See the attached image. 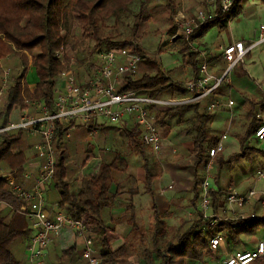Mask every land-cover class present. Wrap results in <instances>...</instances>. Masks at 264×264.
I'll return each instance as SVG.
<instances>
[{"label":"trees","instance_id":"1","mask_svg":"<svg viewBox=\"0 0 264 264\" xmlns=\"http://www.w3.org/2000/svg\"><path fill=\"white\" fill-rule=\"evenodd\" d=\"M143 1L138 0L137 10L133 13L129 7L130 0H0V63L11 58L8 84L0 107V122H5V117L12 106L20 105L25 98L41 101L52 110L55 79L64 66L62 62L69 57L66 51L81 47V44H85L84 42L89 39L94 41L89 52L127 48L139 53L140 63L144 64L145 69L135 79L127 80L122 89H132L137 93L162 97L166 90L177 86L158 68L157 63L134 43V31L146 19V15H143ZM163 1L169 7L174 5V0ZM242 1L245 0H232L231 6L226 11L216 8L214 19L200 24L187 41L181 40V48L178 52L183 53L182 61L187 63L193 77L198 74V57L196 52L187 51L191 40L201 38L212 27H217L218 30L225 29L228 21L240 12ZM256 1L264 2V0ZM121 14H130L133 18L129 35L125 37L102 35L104 20L109 17L116 19ZM75 27L80 30L78 35L74 31ZM29 65L33 68L36 77L31 89L24 79ZM244 102L245 124L238 139L241 154L244 151H252L253 148L246 144L258 125L253 112L258 101L245 98ZM185 112L191 113L186 118L188 125L184 128V133L189 135L191 140V147L187 153L193 158L194 167H201L206 159L207 149L216 140L209 127L211 113L199 111V104L183 103L155 111L154 124L159 129L166 130L167 120L175 115L181 117ZM54 123L52 147L56 161L52 181L59 196L57 204L72 218H79L82 215L98 217L103 208L109 206L114 198L109 186L115 175L123 174L126 166L124 158L115 155L109 162L98 165L93 173L79 178L74 177L72 170L82 167L92 156L91 147H84L80 161L73 163L68 153L70 140L65 136V123L57 121ZM126 124L128 125L123 131L126 139L135 148L136 153L141 154L143 143L139 139L138 129L135 123ZM24 134L21 130L0 134V201L11 208L8 218H5L0 210V264H20V261L14 257L11 246L14 242L26 239L30 233L28 220L18 211L19 206L25 202L9 192L2 177V171L15 170V180L22 186L21 164L26 159L25 154L29 147ZM145 171V185L148 189L152 176L146 168ZM129 179L130 176L125 177V180ZM118 184L117 190L121 187L120 183ZM217 193L210 191L212 211L219 207ZM131 208L130 204L125 207L127 211ZM223 225L226 228V236L235 239L237 233L250 234L263 227L264 220L257 217L235 218L224 221ZM132 228L133 231L140 233L135 224H132ZM94 231L96 232L92 241L93 247L101 264H120L125 248L121 246L111 250L104 237V231L98 230L97 227ZM166 232L165 224L157 212L153 211L151 249L143 246L141 251L143 264H155L153 254L159 258V264H205V258L210 255L207 247L208 238L212 235L205 221L198 226H188L173 235L166 244L165 251L160 252V240ZM79 258L80 251L74 246L67 247L58 252L51 264H76ZM263 258L249 264H263Z\"/></svg>","mask_w":264,"mask_h":264},{"label":"built area","instance_id":"2","mask_svg":"<svg viewBox=\"0 0 264 264\" xmlns=\"http://www.w3.org/2000/svg\"><path fill=\"white\" fill-rule=\"evenodd\" d=\"M208 10L197 9L191 16L179 14L176 21L175 36L187 41L194 29L205 21L214 19L216 8L226 11L232 0H205ZM260 43H264V21L259 24L257 35L251 43L242 41L229 43L222 47L221 57L225 67L219 77L212 76L207 69L208 61L204 50L191 47L197 53L198 74L185 81L181 86L190 94L186 98L153 97L149 93H137L132 89H122L127 80H133L140 55L127 48H110L96 51L94 59L96 67L90 78L77 80L73 67L76 60L71 56L58 74L55 82V91L52 98V110L38 100H25L24 108H19L16 116L12 118L11 109L5 117V122H0V134L23 131L38 137L33 144V155L21 164V175L31 179L28 189L19 185L16 180V171L9 170L2 174L9 192L22 199L25 204L19 206L18 211L28 220L30 233L24 246L26 264H46L45 251L48 244L57 238L63 230L81 237L82 248L80 257L84 264H101L99 256L93 247L94 228L97 227L93 217L82 215L72 218L62 211L57 203L48 209L43 198L47 185L52 182L56 155L52 142L55 130V121L65 123V136L76 127L82 126L86 133L94 135L99 125L117 124L119 122L135 123L139 139L149 152L158 156L160 151V132L154 124L155 111L164 110L170 106L183 103H193L211 95L227 79L228 75L240 67L242 58L249 50ZM87 62V61H86ZM0 95L6 87L8 70H3ZM121 88V89H120ZM231 100L213 101L208 110L217 107H229ZM11 114V115H10ZM10 115V116H9ZM258 125L253 132V137L264 144V107L259 105L254 111ZM225 135H220L206 151V159L202 164V176L199 182L198 205L202 221L206 222L207 229L212 232L208 238L209 252L214 253L220 241L226 235L223 217L215 212L207 213L209 208V181L211 180L214 157L222 150ZM28 166L35 167V173L26 171ZM264 173L256 172V177L263 178ZM261 196L260 204L264 207V194L257 195L254 189H249L244 194H239L233 187L228 188L224 202L228 206L242 207L252 197ZM6 207L0 201V208ZM253 212L240 213L235 218H252ZM264 256V239L257 241L254 249L228 253L220 264H249Z\"/></svg>","mask_w":264,"mask_h":264},{"label":"crops","instance_id":"3","mask_svg":"<svg viewBox=\"0 0 264 264\" xmlns=\"http://www.w3.org/2000/svg\"><path fill=\"white\" fill-rule=\"evenodd\" d=\"M183 1L181 0V4H183ZM248 3L249 0H245L242 4L248 8ZM242 4L240 3V6H243ZM262 16L264 18V13ZM235 18L236 17H232L227 24L230 26L232 20ZM261 23L262 22L259 24ZM208 31H206L201 38L191 40L190 45L194 49L204 50L208 61V72L215 78L221 75L225 67V62L221 57L222 47L236 41H242L244 44L251 43L257 35V30H254L248 36L249 38L247 40H240L237 39L235 33L231 34L229 30V34L225 36L226 39H221L217 44L216 49L209 50L213 42L206 40ZM260 47L264 48V43L253 46L247 55L251 50ZM181 67L182 66L180 65L173 70L162 68V70L172 72V80L178 82H176L177 86H173V89L180 91V93L174 91V96L169 94L162 97L186 98L190 96V94L186 92L180 84L184 83L182 81L183 78L189 77V79H191L193 78V75L191 71H187L188 68L185 66H183V68L186 71L183 72V74L177 73ZM240 70L242 69H237L233 73L238 74ZM231 74L228 75L227 79H223L221 85L211 95L204 97L197 102H193L199 104V111H206L212 114L209 127L216 139L222 134L225 135V139L222 142L223 148L214 157L213 168L211 171L212 177L209 181V199L211 200L210 191L218 192L216 197L219 207L215 211H212L209 203L207 213L215 212L219 215L226 216L228 220H232L234 218H230V216L233 213L240 214L253 212L255 217L260 220H264V207H262L260 204L261 196L252 197L246 201L241 208L232 205L228 206L224 202L228 188L232 187L239 194H244L249 189H254L257 192V195L264 194V176L263 178L256 177L257 171L264 173L261 171V168H257L258 166L264 165V144L260 141H257L252 136V138L246 144L247 146L253 148L252 151H244L243 154H241V148L238 141L242 132V127L245 124L246 107L244 100L247 98L253 101H258V103L254 106V112L259 105L262 106V104H264V87H262L260 91H256V88H259V84H257V78L251 74V71L248 73V77L251 78L249 83H251L250 86L254 87V89H252L250 86L249 88H247V86L245 88H240V86L246 85L244 79H240L238 81V78L232 76ZM237 83L241 85L239 86ZM231 85L236 87L237 90L234 88L231 89ZM27 86L31 89L34 84H27ZM182 92L183 96H179V94H182ZM225 99L232 101V104L229 107H217L214 110L207 109V106L211 102ZM13 109L18 111L19 107L17 105L12 106L11 113ZM219 109H224L228 116L223 125L217 126L220 128L215 129L213 125L215 123L216 125L219 124L218 114H216V111ZM126 123L132 122L122 121L117 124H109L111 127L105 126V123L99 125L97 129L100 136L102 133H104V131H106L104 129H112V127H115L113 130L116 132V138L119 139L116 140L115 138L113 150L110 148H99V165L101 163L109 162L115 157V155L124 158L125 154L127 153L129 158L127 160L125 158L123 159L126 164L123 174L115 175L114 179L110 183L109 190L114 193V198L111 204L103 208L98 217L93 218L97 223V229H102L104 231V237L106 238V242L111 250H115L121 246L125 248L123 252L124 256L120 264H143L141 254H139V252L143 250V248L141 250L140 248L145 244V239H149V243H151L153 211L157 212L160 219L165 224L167 231L173 232L174 235L179 231L184 230L185 224L186 227H188L192 225L198 226L200 223H202L201 213L198 205L199 182L202 176V166L195 168L193 162H190V157L186 158L184 154L179 156V152V157L177 156L178 159L176 157L171 160L169 159V156L165 150H163V154H160V157L145 160V155H148L147 147L143 145L141 148L142 153H136L134 150L135 148L128 142L123 132L126 125H128ZM168 125H170L169 120L167 121V127ZM164 131L166 134H164V137H162V130L161 128L159 129L161 137L160 141L163 143V148L175 146L178 149H182V151L184 149H190V139H188L189 141H185L183 143L181 135H173L171 131H168V128ZM85 134L86 130L82 126H76L68 132L67 137L70 141L72 139L76 140L78 138L82 140ZM116 141L119 143L118 147L120 146V150L117 148ZM99 143L103 144L102 142ZM142 156H144V160ZM145 168L147 169L149 175L152 176L148 185V189L145 185ZM24 170L29 171L31 174L35 173L34 166H28ZM93 172L82 174V176L91 174ZM126 176L131 177V179H129L130 181L125 180ZM20 177L23 179L22 186L24 185L23 187L28 189L32 183V178L25 179L22 177L21 173ZM118 183H120L121 187L117 190L116 185ZM45 191V207L48 209L53 203L58 202L59 196L54 188L53 181L47 185ZM129 204L132 206V208L127 211L125 207ZM0 210L4 213L5 218H8L10 210L6 207H2ZM192 214L194 216L193 219H189ZM132 224H135L139 228L140 233L133 231ZM147 227H150L149 235L146 232ZM261 239H264V226L250 234L237 233L235 239H229L225 235V237L218 244L215 252H210V255L216 257L219 253L221 255L220 259L222 260L228 253L254 249L257 241ZM142 240L143 242H141ZM223 241H226L224 245L222 243ZM19 242H21V254H19L17 247H13V255L20 261V264H26L24 257V245L27 240L24 239ZM72 246H74L77 251L81 252V237L72 234L68 230H63L57 238L53 239L48 244L45 251L46 264H51L52 260L56 257L61 249ZM79 259L84 264L81 257ZM154 261L155 264H159V258H155ZM262 263L264 264V258L262 259Z\"/></svg>","mask_w":264,"mask_h":264},{"label":"rangeland","instance_id":"4","mask_svg":"<svg viewBox=\"0 0 264 264\" xmlns=\"http://www.w3.org/2000/svg\"><path fill=\"white\" fill-rule=\"evenodd\" d=\"M183 1V0H182ZM144 7H143V15H146V19L143 23L139 25L134 31V36H135V42L138 47L143 51L145 55L148 57L152 58L157 64L158 68H160L161 71L165 73V76L169 78V80L172 83L177 84V81L172 80V72L162 70V68H165L167 70H173L174 68L179 67L180 65L182 66L179 68L177 73L183 74L186 70L183 68V66L187 67V71H191L187 63L183 60L181 61L182 54H180L178 49H180L181 41L177 36H175V27H176V21L177 17L179 14H183L185 16H191L197 9H204L208 10L210 5L207 6L205 0H184L183 4H181V0H174V5L172 7L167 6V4L163 0H144ZM244 3V1L241 2V4ZM137 4L138 0H130L129 7L132 9L133 13L136 12L137 10ZM249 7L246 8L243 4L241 6L240 12L234 16L236 17L235 19L232 20V23L227 24L225 29L218 30L217 27H212L208 31L206 35V40L213 42L212 45L210 46L209 50H214L216 49L217 44L220 42L221 39H226V35L229 34V30L232 33H235L237 36V39L240 40H247L249 35L251 34L252 31L257 30L259 23L263 22V16L262 14L264 13V2H258L256 0H249ZM133 23V18L130 14H121L118 18L114 17H109L104 20V28L102 30V35L104 36H111V37H125L129 35V29L131 28ZM75 33L76 35L79 34L80 30L76 29L75 27ZM215 38V39H213ZM174 39H176L174 41ZM85 44H81V47H76L74 50L66 51L68 53V59L73 56L76 60V66L73 67V71L76 74L77 80H82L86 78H90L91 74L93 75V72L96 67V61L94 59V54L97 50H93L92 52L90 51V48L93 46L94 41L89 39L87 42H84ZM191 45H188V50L187 51H192L190 48ZM192 47V46H191ZM181 58V59H180ZM67 59V60H68ZM67 60H64V63L67 62ZM87 61V62H86ZM141 61V60H140ZM11 63V58H7L4 61H1L0 63V87L2 84V73L3 70H8V76L6 79V84H8V77H9V64ZM145 67L143 63L138 64L136 72L134 74V79L139 76L143 71ZM239 69L240 72L238 74H234L232 72V76L238 78L237 80L239 81L240 79L245 81L246 85L245 86H240L241 84H238L240 88H249L251 83H249L250 79L248 77V73L251 74L257 78V84H259V88H256V91H260L262 87H264V81H263V75H264V48H256L250 51V53L245 55L241 62H240V67ZM152 73V72H151ZM26 84L33 85L35 82V74L33 68L29 65L27 67L25 76H24ZM189 77H185L182 79L183 82L187 81ZM185 80V81H184ZM55 82L57 84L58 82V77L55 79ZM177 82V83H176ZM180 82V81H179ZM182 85V84H180ZM7 87V85H6ZM2 91L0 95V107L3 103L4 100V95H5V89ZM231 89H236V87H233L231 85ZM252 87V86H250ZM254 89V87H252ZM174 91L179 92L177 89H173L172 87L168 90H166L163 94L164 95H172L174 96ZM178 93V94H179ZM177 94V95H178ZM183 96L182 94H179V96ZM226 96V95H225ZM25 100L29 101H36V99H28L25 98L23 99V102L20 105H17L19 108H24ZM226 100V99H225ZM224 101V100H218ZM203 105V104H202ZM223 107V106H220ZM17 110L13 109L12 111V118H14L17 114ZM8 114V113H7ZM216 114H218V119H219V124L216 125V123L213 125V127L220 128L217 126H222L224 121H226L228 114L224 109H219L216 111ZM191 115L190 112H185L181 117L179 116H173L169 119L170 125H168V131H171V133L175 136L181 135L183 139V143L185 141H189L190 139L189 135H186L184 133V128L187 127V121L186 118ZM168 121V120H167ZM105 126H109V124H106ZM159 129V128H158ZM104 133H102L99 136V132L97 131L96 135H89L85 134L82 140L79 138L74 140L72 139L69 142V147H68V153L70 159L73 160V163L79 162L80 159L82 158V151L84 147L89 146L91 147L92 151V156L86 161V163L79 168H75L72 170V176L74 177H79L82 176V174H87L90 172H93L96 167L99 165V148L100 149H111L113 150L114 147V142L116 138V132H114L113 129H104ZM166 134L164 130H162L161 135ZM25 141L28 143L29 147L26 151V159L31 157L33 155V149L32 146L33 144L36 143V140L38 137L36 135L32 134H24ZM120 138L119 136H117ZM116 140H119L116 138ZM99 142H102L103 144H100ZM117 142V148L120 150V146L118 147L119 143ZM163 143L160 141V151L158 156L152 155L149 150L148 155H145V160L146 159H155L156 157H160V154H163V150L168 154L169 159H174L178 156L184 154V156L190 157L187 153V150L178 149L175 146H168L169 148H163ZM128 150V149H127ZM126 150V151H127ZM125 151V152H126ZM181 151V152H180ZM123 153L122 151H120ZM178 156V157H179ZM177 157V159H178ZM124 158L127 160L129 156L127 153L125 154ZM140 158V157H139ZM24 159V161L26 160ZM263 160V159H260ZM190 162H193V158L190 157ZM1 167L3 165L1 164ZM257 168H261V171L264 172V165L263 166H258ZM72 169V168H71ZM260 170V169H258ZM5 171V170H4ZM2 171L6 173L7 171ZM259 172V171H257ZM51 189V188H50ZM46 192V191H45ZM45 192L43 195V198L45 199ZM222 207V206H220ZM1 209V208H0ZM239 213L235 214L233 213L230 218H234L236 215ZM220 217H223L224 219L228 220V218L224 215H219ZM193 214L189 219H193ZM150 225V224H149ZM186 228V224H185ZM147 234L149 235L150 233V227H147L146 229ZM173 232L167 231L163 238H161V243L159 250L160 252L165 251L166 244L170 240V238L173 237ZM149 239H145L144 241V247L147 249H151V244L149 243ZM226 241H223V245L225 244ZM21 242H14L11 246V251L13 253L12 248L17 247L19 254H21ZM26 243V242H25ZM25 246V245H24ZM141 246L140 250L143 248ZM141 254V252H139ZM154 259L158 258L155 254H153ZM220 254L215 257L213 255H208L205 258V264H220ZM23 258V257H22ZM76 264H83L80 259L77 260Z\"/></svg>","mask_w":264,"mask_h":264}]
</instances>
